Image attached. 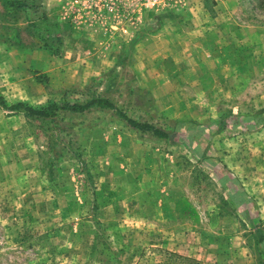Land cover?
Wrapping results in <instances>:
<instances>
[{
    "label": "rangeland",
    "instance_id": "rangeland-1",
    "mask_svg": "<svg viewBox=\"0 0 264 264\" xmlns=\"http://www.w3.org/2000/svg\"><path fill=\"white\" fill-rule=\"evenodd\" d=\"M0 97V264H264V0H0Z\"/></svg>",
    "mask_w": 264,
    "mask_h": 264
},
{
    "label": "trees",
    "instance_id": "trees-1",
    "mask_svg": "<svg viewBox=\"0 0 264 264\" xmlns=\"http://www.w3.org/2000/svg\"><path fill=\"white\" fill-rule=\"evenodd\" d=\"M45 21L46 22L44 23V26H45L46 32L48 34L56 32L55 31L56 24L52 23L51 21H47V20H45ZM0 104H3L1 97H0ZM91 107H99V108H102V109L113 110V111H115L117 113V115L119 117L124 119L130 127L135 128V129H137L139 131H142V132H150V133H152V135H154L159 140H170L174 136L172 133H170L168 131L156 128L154 126H151V125H148V124H145V123H139V122H136V121L130 119L122 111H120L114 104H112L108 100L102 99V98L93 99V100H91V101H89V102H87L86 104H83V105L71 104V103H61V104L49 105V106L41 108V109H35V108H33L31 106H27V105H25L23 103H16V104L11 105V106H9L7 108H9V110H12V111H14V110H22L27 115H30V116L47 117L52 111L58 110V109L68 110V111H72V112H81V111H84V110H86L88 108H91ZM220 124L224 125L225 122L224 121H220ZM256 232L259 235L262 234L261 231H259L258 229H257Z\"/></svg>",
    "mask_w": 264,
    "mask_h": 264
}]
</instances>
